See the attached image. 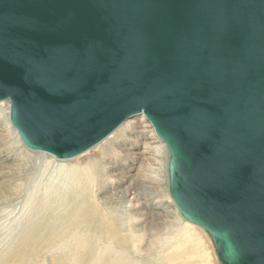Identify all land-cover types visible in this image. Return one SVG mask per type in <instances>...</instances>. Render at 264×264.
<instances>
[{
  "label": "water",
  "instance_id": "water-1",
  "mask_svg": "<svg viewBox=\"0 0 264 264\" xmlns=\"http://www.w3.org/2000/svg\"><path fill=\"white\" fill-rule=\"evenodd\" d=\"M69 159L142 115L219 264H264V0H0V102Z\"/></svg>",
  "mask_w": 264,
  "mask_h": 264
},
{
  "label": "rangeland",
  "instance_id": "rangeland-1",
  "mask_svg": "<svg viewBox=\"0 0 264 264\" xmlns=\"http://www.w3.org/2000/svg\"><path fill=\"white\" fill-rule=\"evenodd\" d=\"M8 113L9 103L1 101L0 264H63V262L73 264L75 258L84 255L79 251V242L89 248L83 252L87 261L91 256L96 257L99 250H103L104 244L109 245L114 251L104 259L106 261L115 259L118 251L124 250V247L106 232L88 231L87 233H91L92 236L85 235L83 240L74 234L71 236L70 233L74 230L70 229V226L64 233H56L58 236L50 230L38 232L44 230V226L51 227L55 218L63 220L66 213L72 214L71 210L75 206L71 203L74 199L71 192L75 185H68L74 183L70 168L83 166L86 162L83 156L87 152H95L97 148L92 147L66 160L30 150L23 145L18 133L10 124ZM106 140H110L111 145L106 153H102ZM97 145H100L101 150L99 153L95 152L96 154L89 159L91 165L94 164L97 171L100 170L98 172L102 174V178L97 185L88 186L93 187L94 206L97 205V210L100 211L98 216L112 214L122 230L124 229L122 226L136 229L141 234L137 244L142 249H146L150 241L163 231V227L168 224L164 222L165 220L180 224L186 221L177 211L169 193L167 176L169 153L166 145L158 139L144 116L128 119ZM78 158L83 160L77 162ZM163 169H166L164 175ZM168 211L172 214H167ZM164 214L170 218L164 219ZM98 216L97 220L94 218L89 223L88 221L83 223L99 227ZM197 228L202 234L199 235L200 240L202 239L210 249L214 264H219L209 234L205 229L199 226ZM76 233L80 235L81 230H77ZM133 251V244L129 243L125 250L128 253L126 255L136 259L139 264L155 263L144 259L145 256L140 258L139 256L143 257L142 254L134 255Z\"/></svg>",
  "mask_w": 264,
  "mask_h": 264
},
{
  "label": "bare ground",
  "instance_id": "bare-ground-1",
  "mask_svg": "<svg viewBox=\"0 0 264 264\" xmlns=\"http://www.w3.org/2000/svg\"><path fill=\"white\" fill-rule=\"evenodd\" d=\"M127 121H128V119L125 122H123L120 126H122ZM108 141L106 140L102 153H106V150L108 149L109 145H111L110 140H108ZM99 146L100 145L94 146L95 148H97V150L95 151L96 153H99V150H101V148ZM159 148L161 150L162 145H160ZM38 152H40V151H38ZM95 152L90 151V152H87L83 156L86 158V162L84 163V165L82 164L83 166H80V167L77 166L74 168L69 167L70 172L73 173L74 183L69 182L70 184H68V185H72V184L75 185V189L72 187L73 192H71V195H73V197H74L73 201L71 200L72 201L71 203L73 204V206H75L71 210L72 214L66 213L65 216L63 217V220H61L60 218L59 219L55 218L54 219L55 222L52 224L51 227H48V226L45 227L44 226L43 227L44 230L38 231V232L50 230L55 235H56V233L62 234V233H64V231H66L67 227L70 226L69 228L74 230V232L70 233L71 236H72V234H74V235H76L77 238L79 237V238H82V240H83V239H85L84 238L85 235H87V237H88V235L92 236L91 233L90 234L87 233L88 231L90 232V231L100 230L101 232L102 231L106 232V234H108L110 237H113V239H116V241L121 245V247L122 246L124 247V250L122 249L123 252L118 251L119 253L117 254V257L115 259H109L106 261L104 259V257L107 255H110L111 252L113 253L114 251L109 247V245L104 244V246L102 247L103 250H99L100 252L98 251L99 253H97L96 257H95V255L91 256L89 261H87V258H85V253H83V252L88 251L89 248L87 249V247H85L84 244H82V242L81 243L79 242V251H81V253L84 255L82 257L75 258V260L72 261L75 264H88V263L89 264H139L136 259L130 257L129 255H126L128 253L125 252V250H126V247L129 245V243L133 244L134 255L142 254L143 257L139 256L140 258H144V256H145L144 259L147 258L149 260H152L151 262H155L154 264H163L164 262L166 264H214L215 263L211 257L210 249L208 248V246L206 247L204 242H202V239L200 240L199 235L200 236L202 235L201 232H199L200 230H198L196 225H193V224L189 223L188 221H185L183 224H180L178 222L175 223V222L170 221V220L168 222H166V220H165L164 222L166 224L167 223L168 224L165 227H163V231L160 234L158 233L159 234L158 237H156L155 239L150 241L151 243L148 244L146 249H142L137 244L141 234L138 233V231L136 229L125 228L122 226V228H124L123 230L125 231V233H124V231L118 226L116 219H114L112 217V214H108L111 216H108V215L106 216V214L105 215L101 214L100 216H98V214H100V211L97 210V207H96L97 205L94 206V200H93L94 192H92L93 187L91 188L88 186L91 184L97 185V183L102 178V174H100L98 172L100 170L97 171V169L95 168L96 166L94 164L91 165V163H90L89 158H91V156L93 154L95 155L96 154ZM60 160H62V159H60ZM64 160H66V159H64ZM82 160H83V158H78L76 161L79 162ZM161 164L163 167V165H164L163 162ZM162 167H161V169H162ZM65 172H66V170H65ZM164 172L166 173V169H163V175H164ZM165 176H166V174H165ZM167 176H168V163H167ZM71 182H72V180H71ZM94 189H95V186H94ZM78 193H81V194L83 193V194L81 196V195H77ZM71 212H69V213H71ZM96 213H97V215H96ZM175 213L177 214V212H175ZM167 214H172V213H171V211H168ZM167 214L166 215L164 214V217H163L164 219H167L169 217V215H167ZM96 216L99 217L98 218V221H100L99 227L94 226V224H91V223L90 224H87V223L84 224L83 223L85 221H88V223H89L94 218L97 220ZM79 218H81L82 220H79ZM79 221H82V223H79ZM45 223H47V222H45ZM81 227H82V229H81ZM77 230L78 231L81 230V233H80L81 236L76 233ZM67 235H66V237H68ZM56 236H58V235H56ZM88 239L89 238H87V240ZM84 243H86V240ZM83 257L85 259H83ZM63 264H64V262H63Z\"/></svg>",
  "mask_w": 264,
  "mask_h": 264
}]
</instances>
